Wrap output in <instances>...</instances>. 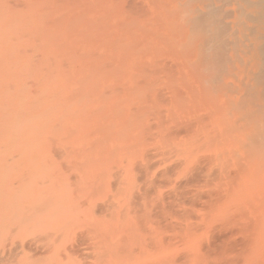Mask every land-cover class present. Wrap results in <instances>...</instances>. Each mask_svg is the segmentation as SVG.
I'll use <instances>...</instances> for the list:
<instances>
[{
    "label": "rangeland",
    "instance_id": "374dc122",
    "mask_svg": "<svg viewBox=\"0 0 264 264\" xmlns=\"http://www.w3.org/2000/svg\"><path fill=\"white\" fill-rule=\"evenodd\" d=\"M225 3L0 0V82L36 113L0 160V264H264V113Z\"/></svg>",
    "mask_w": 264,
    "mask_h": 264
},
{
    "label": "bare ground",
    "instance_id": "6f19581e",
    "mask_svg": "<svg viewBox=\"0 0 264 264\" xmlns=\"http://www.w3.org/2000/svg\"><path fill=\"white\" fill-rule=\"evenodd\" d=\"M224 1V3H225V0H223ZM226 1H230V0H226ZM231 1H233V2H235V4L237 5V9L233 12V14L235 15V18H236V20H243L242 22H240L239 24H237V23H235L234 22V25L235 26H240L241 27V25L244 23V25L246 26L245 27V33H244V35H243V37L244 38H242L240 35H238L239 37L237 38V36H236V34L237 33H235L234 31H233V29L232 30H230V28L228 29V28H226L225 26V28L226 29H228V31H225V33H223V34H225L226 36H228V37H226L225 35H223L226 39L227 38H229V43H231L233 46H236V47H234V50H235V48H240V47H242V49H243V52L245 53V56L247 57V59H246V61H245V65L246 66H249L250 68H251V71H250V73H251V76H250V82L245 86L246 88H245V92H244V94H243V96H242V98H241V100L239 101L243 106H245V104L247 103L248 104V102H251V104H253V107H251L250 108V110H248L247 112H246V117L248 118V120H250V121H252L253 123H255L254 124V126H259V123L257 122V120L259 119V116H257V115H260V113H261V115L264 113V105L262 104V102H264V100H262V99H264V0H231ZM211 2V1H210ZM217 2V1H216ZM219 2H220V0H219ZM232 3V2H231ZM213 4V3H212ZM215 4H217V3H215ZM219 4V3H218ZM222 4V3H221ZM225 4H227V5H229L228 3H225ZM233 4V3H232ZM211 5V4H210ZM224 5V4H223ZM235 5V6H236ZM207 6H209V5H207ZM213 6V12H217L216 14H218L219 12L218 11H220V8L217 6V7H214L215 5H212ZM224 6H226V5H224ZM223 6V7H224ZM222 8V7H221ZM253 8H256L257 10L256 11H254L253 13H249L248 11L250 10V9H253ZM208 9V8H207ZM206 9V10H207ZM209 9H211V7L209 8ZM208 11V10H207ZM209 12V11H208ZM221 12V11H220ZM214 13V14H215ZM222 13H224V12H222ZM226 13V12H225ZM228 13V12H227ZM198 14H199V12H198ZM208 14V13H207ZM215 14V15H216ZM232 14V13H231ZM203 15V14H202ZM210 16H211V13H210ZM206 17V16H205ZM208 17V16H207ZM217 17V16H216ZM218 17H219V15H218ZM212 18V17H211ZM230 18V17H229ZM14 19H17V18H13V21H12V23H11V25L14 23V25H15V23H16V25L18 24V21L17 22H14V21H16V20H14ZM249 21L250 23H252V24H254V25H248L247 23H246V21ZM208 21V20H207ZM209 24V23H208ZM14 25H13V27H14ZM212 25V24H211ZM5 26V25H4ZM18 26V25H17ZM218 26H219V24H218ZM217 26V27H218ZM228 26V25H227ZM221 27H222V25H221ZM4 29H2V31H4V30H6V29H8V28H6V26L5 27H3ZM213 28V27H212ZM224 28V29H225ZM1 29V28H0ZM14 29H15V27H14ZM214 29V28H213ZM218 29V28H217ZM217 29H216V32L215 33H217ZM221 29V28H220ZM10 30H12V28L10 27ZM9 30V31H10ZM230 30V31H229ZM14 31H16V30H14ZM14 31L12 30V37H9V38H14L13 36H15V38H16V36H17V33L16 34H13L14 33ZM18 31V30H17ZM236 31V30H235ZM241 33H242V30H239ZM11 32V31H10ZM214 32V31H213ZM212 32V33H213ZM223 32V31H222ZM219 36H220V30H219ZM217 36H218V34H217ZM216 36V39H218V41L217 42H214V44L216 43V45H219L218 43H220L223 39H222V37H219L220 39H222L221 41L219 40V38ZM223 37V38H224ZM252 37V38H251ZM18 38V37H17ZM212 38H215V37H212ZM225 38H224V41H222L224 44H225ZM244 39V40H243ZM3 40V42H5L4 41V38L2 39ZM2 40H0V41H2ZM8 40V38L6 39V41ZM13 41V40H12ZM2 42V43H3ZM7 42H9V41H7ZM228 42V41H227ZM226 42V43H227ZM11 43V42H10ZM10 43L9 44H7L6 42H5V44H6V46L5 47H7V45H10ZM211 43V42H210ZM4 44V43H3ZM228 44V43H227ZM221 45V44H220ZM223 45V44H222ZM226 45V44H225ZM12 47V46H11ZM214 47V46H213ZM216 47V46H215ZM219 47H221L222 48V46H219ZM16 48H18V47H16ZM212 48V47H211ZM230 48H232V47H230ZM227 49H229V47L228 48H226V49H224L225 51L227 50ZM13 50V49H12ZM19 50V48L17 49V51ZM211 50V49H210ZM223 50V51H224ZM232 51L233 49H229V51ZM233 50V51H234ZM15 51H16V49H15ZM14 50H13V54H15L16 52H15ZM228 50H227V52H229ZM1 52H3V49H2V51ZM10 52V49H9V51H8V55H7V57H11V55H12V53H11V55L9 56V53ZM15 52V53H14ZM225 53V52H224ZM5 54V53H4ZM4 54L3 53H1L0 55L2 56H4ZM226 54H228V53H226ZM243 54V53H242ZM14 56H16V55H14ZM13 56V57H14ZM4 57H6V56H4ZM2 57H0V59H1ZM16 58H17V56H16ZM20 58V57H19ZM3 59V58H2ZM1 59V60H2ZM230 59V58H229ZM3 60H5V59H3ZM2 60V61H3ZM20 60V59H19ZM2 61H0V63L2 62ZM15 60H13V61H11V64H10V62H8L10 65H11V67L15 70V71H13V70H11V69H4V67L2 68V66L0 65V67H1V70H3L4 69V71L6 72L7 70L8 71H12V72H14V73H10V74H12V76L13 75H15V77L13 78V80H16V78H18V76L17 75H19V74H17L16 75V73H18L19 72V65H12V64H17L16 62H14ZM240 61V60H239ZM241 61H242V59H241ZM6 63H7V61H5ZM5 62H4V64H5ZM21 62V61H20ZM228 63H229V61H228ZM6 65V64H5ZM229 65H232V64H229ZM18 68V71H16L17 70V68ZM229 69H231V68H229ZM228 69V70H229ZM7 73V72H6ZM0 75H2V73L0 74ZM5 75H7V74H5ZM3 76V75H2ZM1 76V78H3ZM7 78H8V76H6ZM0 78V79H1ZM4 80H6L5 79V77L3 78ZM10 79H11V77H9L8 78V81H10ZM18 81H19V79H18ZM2 82V81H1ZM1 82H0V84H1ZM10 82H12V81H10ZM2 83H4V82H2ZM9 83V82H8ZM8 83H4L3 85L1 84V86H6V88L8 89L7 91H9V90H11V88H12V90L10 91V93L9 92H6L7 93V96H9L8 97V99L4 96L5 94H3V93H0L1 95H0V100L1 99H3V100H5V101H3V100H1V101H3V103H1L0 102V105L1 104H3V105H5L4 103L6 102V105L7 104H9V105H5V106H0V142H2L3 144L2 145H0V160H2V158L4 157L5 158V160L6 159H9L10 157L12 158V160H15V159H17L18 158V156H19V143L20 142H22V140L23 139H27V137L26 136H24V134H21V130L27 125L26 123H27V121L26 120H28V121H31V119H29V117L31 116V117H35V112H28V111H26L25 109H29V106L31 105V103H30V101H31V96H30V94L28 93V95L26 94H22L20 97H27L26 98V101H22V100H25V99H20V101H19V96H18V93L20 92H22L21 90H23V89H21L20 88V91L18 92V90H15V87H18L17 86V84L16 85H14V83L12 84V83H9V85H11L12 84V86H11V88H9V87H7V86H9L8 85ZM7 84V85H6ZM244 86V85H243ZM5 88V89H6ZM4 89V88H3ZM5 89H4V91H5ZM19 89V88H18ZM3 92V91H2ZM13 92H15L14 94H13ZM16 92H18V93H16ZM19 93V94H20ZM30 99V101H27V100H29ZM13 99V100H12ZM11 100H12V102H11ZM22 101V103H20ZM8 102V103H7ZM10 103H12L11 105H10ZM30 105H29V104ZM239 103V104H240ZM21 104V105H20ZM26 104L27 105H29V106H27V108H25V106H26ZM246 104V105H247ZM20 105V106H19ZM23 105V106H22ZM4 107V108H3ZM24 109H22V108ZM31 107V106H30ZM6 108V109H5ZM24 111V112H28L27 114H29L28 116L29 117H27L25 114H23V112H20V111ZM258 113V114H257ZM33 114V115H32ZM22 115V116H21ZM256 117H255V116ZM20 116L21 117H23V120H25L24 121V123L23 124H25V126L24 127H22L23 126V124L22 123H20V124H22V125H20L19 124V121L20 120H22V118H20ZM263 116V115H262ZM28 118V119H27ZM253 118H255V119H253ZM258 118V119H257ZM32 119H34V118H32ZM264 119V118H263ZM23 120L21 121V122H23ZM254 120H256L255 122H254ZM261 120H262V117H261ZM260 121V120H259ZM257 122V123H256ZM260 122H263V120L262 121H260ZM29 123V122H28ZM258 124V125H257ZM255 127V128H256ZM1 144V143H0ZM17 153V158H14V157H12V156H15V155H11L12 153ZM3 158V159H4ZM10 160V159H9ZM8 161V160H7Z\"/></svg>",
    "mask_w": 264,
    "mask_h": 264
}]
</instances>
